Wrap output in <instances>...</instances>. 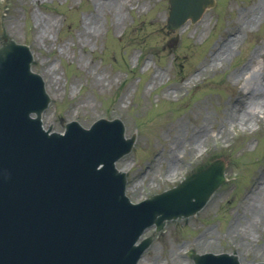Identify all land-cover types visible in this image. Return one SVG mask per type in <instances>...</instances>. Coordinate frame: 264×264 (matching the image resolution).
<instances>
[{
    "label": "rangeland",
    "instance_id": "rangeland-1",
    "mask_svg": "<svg viewBox=\"0 0 264 264\" xmlns=\"http://www.w3.org/2000/svg\"><path fill=\"white\" fill-rule=\"evenodd\" d=\"M169 8L168 0H123L113 10L96 0H0V44L12 38L32 49L51 97L46 128L64 131L73 119L90 126L103 116L124 121L136 141L117 166L133 201L212 158L226 161L222 188L198 214L169 221L139 264H194L192 254L204 251L264 261V109L254 99L237 111L260 113L248 127L225 121L235 95L263 92L264 0H217L179 27L169 24ZM237 35L233 54L212 65L211 55ZM200 126L207 136L191 148ZM173 149L179 160L169 172Z\"/></svg>",
    "mask_w": 264,
    "mask_h": 264
},
{
    "label": "water",
    "instance_id": "water-1",
    "mask_svg": "<svg viewBox=\"0 0 264 264\" xmlns=\"http://www.w3.org/2000/svg\"><path fill=\"white\" fill-rule=\"evenodd\" d=\"M183 1H185V6H181ZM170 2L173 6L172 18L177 21H171L173 24L182 22L188 16L195 21L202 15L206 6L214 4V0H170ZM20 47L19 44L12 42L10 44V49L6 52L7 58H10L12 53ZM30 59L29 55L26 54L24 58L26 71L29 70ZM0 60H3L1 56ZM21 80L24 82L23 77ZM22 82L18 92L13 89H6L7 94L13 96L12 105H14V108L0 111V116L4 119H8V121L13 124L11 129L14 133L12 134L10 132L7 138H1L5 144V151L3 153L5 177L8 179L9 183H2V186L5 187V192L0 198V204L9 212L10 224H5V218L0 216V264H47L39 259L36 248L31 243L33 223L36 224L37 222L35 219V210L22 212L16 206V199L19 197L21 189L22 191L26 189L25 185L30 179H32L31 183H33L34 187L37 188L34 182H38V187H42L39 179L40 174H46L49 180V182L46 183H49V195L54 196H49V198L55 199L56 201H59V195L71 193L76 181L71 182L68 180L70 178V170L61 167L62 162L66 161L61 160L59 157L60 154L57 155L54 151L49 149H42L37 141V138L41 139L39 133L31 136L25 134L22 130V122L29 117V113L31 111H36L40 115L41 111L48 103V96L44 91L41 81L40 85L37 81H32L31 78H29L30 84H22ZM25 105L27 106L21 110V106L24 107ZM14 109L19 111L16 113L12 112ZM36 121V127L40 129L39 118H37ZM0 124H2V122ZM75 124V122L72 123V125ZM3 127L2 125L0 126V131H2ZM88 135L93 138L90 146L92 148L88 150L90 153H100L102 150V143L106 141L107 144L104 146L103 155L102 153L99 154L101 156L100 160L106 161L105 172L103 175L99 176V178L104 180V175L110 174L108 177L112 179V181L107 184L104 183V186H111L112 184L117 185V189L120 187L122 192L124 178L122 174L115 175L117 171L113 163L116 158L130 150L133 139L127 140L126 143H121L119 145L113 143V141L118 139L112 135L106 138V140H102L95 131L89 132ZM108 148L111 149L110 153H108ZM106 154L107 159L104 157ZM56 166L59 167L58 171L56 170ZM1 168L3 167L1 166ZM224 180V163L218 160L207 168L193 174L179 187L145 201L144 211H139L135 207L127 206L129 213L127 216H124L123 219H119L116 224L115 221L108 220V225L112 228L109 226L107 228L105 225L95 222L93 232L98 234V246L103 253L109 255L110 253L114 254L117 247L122 249L124 242V246L128 243L125 251L123 248L121 255H129V257L132 258V264H135L136 257L148 245L149 240H145L141 245L135 248L133 247V240L139 236L146 226L156 221L158 228H161L165 219H170L179 215H189L196 212L205 204L209 196ZM104 186L99 187L96 185L95 187L96 193L103 197L105 196L104 193H102ZM86 189L88 190V188ZM89 193L90 203L93 205L96 202V197L94 198L93 196L95 191L91 189ZM30 196L31 195H25L24 199L28 200ZM40 197L43 200L45 199L43 192L40 193ZM119 197L124 200L123 193H121ZM110 199L112 200V198ZM37 202H40V200ZM105 203L109 204L110 202L108 200L106 202L103 199L101 203L102 207H104L102 209L103 211L106 210ZM158 213L161 215L157 218L155 216ZM129 237H131V239L127 242ZM70 248L72 247H69L66 253ZM212 257L213 256L202 255L197 256V260L201 264H206ZM64 258L65 256L59 261H64ZM227 259L237 264L236 258L227 256ZM55 264L66 263L58 262Z\"/></svg>",
    "mask_w": 264,
    "mask_h": 264
},
{
    "label": "bare ground",
    "instance_id": "bare-ground-1",
    "mask_svg": "<svg viewBox=\"0 0 264 264\" xmlns=\"http://www.w3.org/2000/svg\"><path fill=\"white\" fill-rule=\"evenodd\" d=\"M123 0H105V2L103 1H97L96 0V4L100 5L103 4L104 7H109L110 9L113 10L114 5L117 3H121L122 4ZM120 9L118 11V13H120ZM160 30L162 29V26L158 27ZM82 31L84 32H88L87 27H83ZM173 37L170 36V39H172ZM238 39V35L234 38H229L228 42H226L225 44H223V46L220 48V50H217V52L213 53L211 55V63L212 65H221L223 64L224 60H226L227 57L231 56L233 54V44L234 41ZM169 41V40H168ZM236 74H242L240 72H235ZM160 75V74H156L155 76ZM253 76H251L252 79ZM191 79V78H190ZM259 77L258 75H255V82L258 83ZM260 85H262L261 87L258 88H263V92H261L260 94L258 92H250L247 90V92H245L244 94H237L235 95V104L233 105L232 108V112L228 113L227 118L225 119V121H229L233 124H236L237 122L240 123L241 125L248 127L250 125V123H252V118L254 116L259 115V112H254L252 113L251 111L248 112V109H244L241 112V115H239L237 113V111L239 110V108H242L241 106L244 107L245 103H250L252 102V100L255 99V103L258 105H255V107H259L261 106V110L262 108L264 109V79H263V83L261 82ZM258 90V89H257ZM170 91H168L167 93H169ZM261 104V105H260ZM243 109V108H242ZM207 136V131L205 129L204 126H200L198 128V130L192 135V140H194L193 143H191L190 147L194 148L195 145H201L202 142L205 140L204 137L206 138ZM190 141V140H189ZM171 154L168 156L169 157V166H168V171L170 172L172 169L171 166L174 162L178 161L179 158L176 154H174V149L170 150ZM138 184H135V186Z\"/></svg>",
    "mask_w": 264,
    "mask_h": 264
}]
</instances>
